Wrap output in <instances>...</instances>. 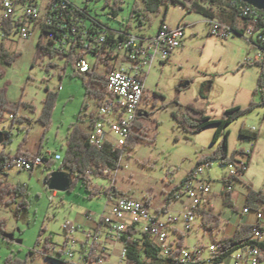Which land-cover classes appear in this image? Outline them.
<instances>
[{
	"label": "rangeland",
	"instance_id": "obj_1",
	"mask_svg": "<svg viewBox=\"0 0 264 264\" xmlns=\"http://www.w3.org/2000/svg\"><path fill=\"white\" fill-rule=\"evenodd\" d=\"M69 1L112 29L120 30L128 24L134 30L137 29L138 23L132 19L131 12L135 3H142L141 0H125L117 20L112 19L110 13L118 0ZM178 1L190 5L194 0ZM187 11L182 4L171 5L166 19L167 26L174 28L179 24L187 25L186 33L181 48L174 50L166 62H156L147 77V97L141 108L151 115L147 120H139L150 128L146 133L147 139L152 142L139 141L134 150L126 151L116 175L92 178V183L101 188L99 196L90 198L81 181L77 182L71 192L50 191L45 178L53 171L47 169V161L32 172L10 169L6 174H0L1 180L24 187L28 200V208L23 211L18 210L16 204L0 206V264H5L9 258L28 261V264H61L57 261L60 259L68 264H78L77 258L51 251L54 258L51 260L42 255L41 251L47 241L50 248L58 245V251L65 246L68 237L66 225L82 228L74 237L79 241L85 240L83 232L89 226L82 225H85L89 215H93L96 221L101 219L107 202L104 189L111 186L118 189L119 195L127 198L141 202L151 200V211L157 216L159 213L156 210L167 203L166 195L178 187L183 188L185 179L197 167L199 158L211 155L217 147L213 144L216 125L201 132H188L180 126L175 115L190 122L197 121L202 115L211 120H221L226 116V110L232 107L246 109L253 104L254 109L250 113L229 127L230 151L244 150L251 153L248 171L240 181L232 185L238 196L233 200L236 208L238 206L240 209L249 185L264 193V102L263 96L255 92L262 68L246 62L250 53H255L256 49L247 36L234 34L228 39H221L212 35L206 17ZM161 21V15L155 16L153 25L143 26L140 32L156 34ZM2 35L0 30V50L4 46L11 56L17 58L10 67L0 66L3 71L0 89L7 90L8 101L16 104L17 109L13 113L15 120L10 119L8 111L4 112L1 119L0 130L10 134V141L0 145V153L6 149V153L16 155L22 145L24 152L51 154L48 160L59 167L65 158L69 133L75 124L84 130L89 128L91 114H99V102L87 95L83 78L66 58L45 56L42 60H35L38 42L41 40L40 32L28 41L17 36L3 39ZM90 60L94 65L96 60ZM104 69L100 64L97 71L105 75ZM49 90L57 93L58 97L51 124L46 127L40 117ZM84 104L88 105V109H84ZM242 127L257 133L258 139L241 138L239 133ZM57 154L63 157L61 161L55 160ZM201 168L204 174L199 178L210 183L212 193L217 196L216 212L222 210L223 221L227 222L234 211L224 204L220 193H226L224 181L231 176L230 165L213 161L209 165H201ZM54 193L56 196L53 197ZM180 210L182 205L177 204L172 208L173 213H169L177 219L169 223L170 229L175 227L178 230V233L169 231V240L173 243L180 240L185 250L194 251L198 248L202 257L208 259L210 245L216 244L223 232L220 229H203L197 223L190 233L185 234L183 219L178 215ZM169 214L161 220L169 221ZM33 249L38 254H30ZM116 249L111 256H108L109 251L106 249L103 264H128L126 259L121 261L123 246L117 244ZM233 262L234 256H231L224 264Z\"/></svg>",
	"mask_w": 264,
	"mask_h": 264
},
{
	"label": "built area",
	"instance_id": "obj_2",
	"mask_svg": "<svg viewBox=\"0 0 264 264\" xmlns=\"http://www.w3.org/2000/svg\"><path fill=\"white\" fill-rule=\"evenodd\" d=\"M241 10V15L246 18L244 36L250 38L256 49L255 53H250L246 62L250 65L264 66V28L256 30L258 25H253V17L263 16L259 9L258 12L250 11L249 4L243 6ZM89 18L83 9L69 0H0V30L3 32V39L17 36L28 41L40 32L42 44L48 46L56 56L65 58L70 56L74 70L78 74L87 75L94 70L97 71L100 64L106 68L104 69L107 78L106 97L99 104V114L96 115L93 128L89 131V141L98 149L106 144L121 145V148H124L132 135L139 130L138 125H133V118L144 119L141 116L144 113L141 107L146 98V79L150 70L154 68L156 62H166L174 50L181 48L187 25L180 24L172 28L165 24L156 34L146 36L133 34L124 29H112L92 18H90L92 22L89 23L87 21ZM208 22L214 36L228 39L235 34L231 26L217 19ZM90 58L96 60L94 65ZM10 119H13L12 115ZM50 157L51 154H39L31 158L14 156L5 168L7 171L18 169L21 172H32L35 168L43 166ZM61 158L63 157L57 154L55 160L59 161ZM243 163L244 161L240 166ZM94 169L102 171L105 175H116L119 172ZM230 172L233 176L237 175V170L232 165ZM201 174L204 173L200 166L195 176L174 194L177 201L183 197L190 199V204L180 213L185 234L195 228L203 199L212 193L210 183L199 178ZM225 185L226 192H232V185L226 183ZM104 194L107 202L102 218L95 228L83 232L85 240L79 241L74 237L82 228L66 225L68 237L65 246H62L60 251L58 245L49 248L50 256L51 251L59 252L60 255L77 258L78 264H99L95 254L96 245H105L109 251L112 242H121L124 245L121 255L123 261L126 258V242H122V239L130 227H136L148 234L164 256L178 252L181 264H190L201 256L202 252L198 248L194 251L185 250L179 246L180 240L177 243L169 240L171 231L169 225L174 221L172 217L164 222L152 213L150 205L145 202L117 195L115 191ZM244 212L246 214L253 212L256 215L259 224L255 228V235L264 240V228L261 226L264 221V206L256 211L246 208ZM88 218L93 219V215H89ZM126 238L127 241L131 239ZM210 251L212 253L207 259L208 262H212L218 248L211 246ZM259 254L256 247L240 249L232 255L233 264H261Z\"/></svg>",
	"mask_w": 264,
	"mask_h": 264
},
{
	"label": "trees",
	"instance_id": "obj_3",
	"mask_svg": "<svg viewBox=\"0 0 264 264\" xmlns=\"http://www.w3.org/2000/svg\"><path fill=\"white\" fill-rule=\"evenodd\" d=\"M142 3L136 2L134 8L132 9L131 16L132 19L135 20L138 24L136 26V30L128 24L125 26V31H129L133 34L137 35H147L144 32H140L143 30V26H151L153 25V19L155 16L161 15V24L158 26V30L160 27L166 24V19L168 15V11L170 10L171 5L173 4H182L187 8V12L200 14L206 19L209 20H219L221 23H225L234 30L235 35L244 36V26L246 25L245 17L241 15L242 7L247 4L242 2L241 0H194L190 5H187L186 2H179L178 0H141ZM125 0H118L113 7L110 16L112 19H118L119 12L121 11L122 5ZM84 10V9H83ZM86 14L90 16V14L84 10ZM260 14L264 17V11L260 10ZM87 19V21L92 22L94 19ZM97 20V19H96ZM100 21V20H99ZM89 23H87L89 25ZM264 28V19L261 20L258 24L256 30ZM113 39V37H111ZM253 43V42H252ZM45 56L57 57L55 53L46 45H43L41 40L38 42V48L35 53V60H42ZM62 57V56H59ZM17 56H11L7 49L3 46L0 50V66H12L16 60ZM63 58V57H62ZM65 58V57H64ZM69 65H73V60L69 56L66 58ZM261 66V71L258 77V87L255 92L260 93L263 96L264 102V66ZM83 78V85L86 89V93L88 96L94 97L100 102L106 97V84L107 78L105 75L99 74L96 70L93 72L84 75L79 74V76ZM3 76V71L0 67V77ZM7 90L0 89V122L4 115V112H10V115L13 116V119H16V116L13 114L17 109L16 104H12L8 101L7 98ZM58 94L53 91H48V97L44 101L43 112L40 117V121L44 123L46 127H49L52 121V114L56 107ZM147 97V96H146ZM84 109H88V105L84 104ZM254 109V105L251 104L250 107L246 109H241L240 107H232L226 110V116H224L221 120H211L210 118L202 115L197 121L190 122L188 119L184 117H180L179 115H175V119L179 122L180 126L186 129L188 132H201L206 128L216 125L217 129L214 133L213 144L217 147L214 152L208 156H201L199 161L197 162V167H195L192 172L189 174V177L185 179L184 183L189 182L196 174L198 168L202 165H209L213 161L221 162V165H232L237 170L236 176H230L225 179L226 184L233 185L234 182L240 181V178L248 171V167L251 161V153L248 154L244 150L240 151H230L229 144V127L232 123L236 122L239 118L246 115L248 112L250 113ZM96 116L91 114V122L89 128L87 130L82 129V126L79 124H75L72 131L69 133L67 137L66 143V154L65 158H63L59 167L55 166V163L51 160L46 159V167L47 169H51V173H54L57 170H65L75 177L72 187L69 189V192L75 188L78 181H81L83 185L86 187L87 192L89 193V197L99 196L101 192V188L96 187L92 183V178H109V174H104L102 171H96V169L117 171L121 168V160L126 151L134 150L136 145H138L139 141L142 142H152L147 139V130L150 128L143 125L142 121L139 120L136 125H138V129L136 133H134L129 140L128 145L124 148H115L113 145L106 144L101 149L91 145L89 141V131L93 128L95 123ZM10 135V134H9ZM241 138H247L248 140H257L258 135L255 132L248 131V129L242 127L239 133ZM10 141V140H9ZM8 141V142H9ZM8 142L4 143L7 144ZM25 156L28 158L38 156L25 153L23 151V146L20 145V148L15 156ZM13 155L10 153H6V151H2L0 153V174H6L7 170L5 166L8 165L13 159ZM247 158L244 160V158ZM243 163L240 166V163ZM49 173L46 176V180L50 178ZM183 183V184H184ZM177 189H181L178 187ZM113 192L119 195L117 188L111 186L109 188L104 189V192ZM173 193V192H172ZM171 192L167 196V203L163 207L162 211H165L167 206L172 205L177 200L175 196ZM231 191L225 193L224 202L226 206L230 207L232 211H236V207L231 201L230 194ZM25 188L18 185H11L4 180L0 179V206H10L11 204H16L17 209L20 211L26 210L28 208V200L26 198ZM173 195V197H172ZM147 205H151V200H147L145 202ZM264 206V193L261 190H256L252 185L248 186V194L246 195V208L250 211H256ZM161 212V211H160ZM204 222L203 226L206 230H216L220 228L222 223L221 218L216 216L213 213H205L201 212ZM4 225V221H1ZM257 226H248V225H240L233 236H228L222 238L218 242V252L212 258V262L214 264H220L225 262V260L235 254L238 250L248 247H256L258 248L260 254V261L264 262V240H260L255 235V228ZM126 237H130L131 239L127 241ZM126 242V261L128 264H181L178 259V252L172 253L170 256H164L161 253L160 248H158L152 240H150L149 235L141 232L136 227H130L125 237H123L122 242ZM179 246L182 247L181 242H179ZM49 241L46 242L45 248L41 251V254L46 256L48 259L53 260L54 258L49 255ZM30 254H38L36 250H31ZM61 262V264H68L63 260H57ZM197 262H192L190 264H196ZM200 263V262H199ZM5 264H28V261H20L16 258H9Z\"/></svg>",
	"mask_w": 264,
	"mask_h": 264
},
{
	"label": "crops",
	"instance_id": "obj_4",
	"mask_svg": "<svg viewBox=\"0 0 264 264\" xmlns=\"http://www.w3.org/2000/svg\"><path fill=\"white\" fill-rule=\"evenodd\" d=\"M180 25V24H179ZM158 31V30H157ZM148 79V78H147ZM147 79H146V82H147ZM2 151H6V149H3ZM25 153H28V154H32V155H35L36 153H31V152H29V151H25ZM36 155H38V154H36ZM13 156H15V155H13ZM61 160H62V158H61ZM61 160H59V161H61ZM73 176V175H72ZM46 178H45V184H46V186H47V183H46ZM74 181V180H73ZM185 184V183H184ZM184 184H183V186H184ZM182 186V187H183ZM180 189H176V191H179ZM117 191H118V189H117ZM176 191H173V195L175 194V192ZM226 191V190H225ZM231 195H230V198H231V201L233 202V204L234 205H236L235 203H234V200H233V198L235 197V199L236 198H238V196L235 194V189L233 188L232 189V192L230 193ZM248 194V193H247ZM247 194H244L243 195V205H242V209L240 208V209H238L239 207L237 206V208H236V211H234V215L232 216V217H229L228 218V221L227 222H224L223 221V218H222V210H219V212H216V209L215 208H217V204H216V202H217V196H216V194H214V193H210L209 195H207V196H205L204 197V199H203V204H202V207H200L201 209H200V217H199V220H198V222L197 223H199V225H200V227L201 228H203V229H205V227L203 226V222H204V219H203V216H202V213L201 212H205V213H213V214H215L216 216H219L220 218H221V221H222V223H221V225H220V230H221V232H223V236L221 237V238H219V241L222 239V238H225V237H228V236H233L234 235V233L236 232V230H237V228L240 226V225H243V224H245V225H248V226H255V225H257V224H259V221H258V219H257V217H256V215L253 213V212H250L249 214H246L245 212H244V209H246V195ZM54 196H56V193H54L53 194ZM173 195H172V197H173ZM220 195H221V197H222V200H224V195H225V193H224V191L222 192V193H220ZM167 196H168V194L166 195V202H167ZM177 204H181L182 205V210H180L178 213V215H180V213L183 211V209H184V207H187L189 204H190V199H188V198H186V197H183L180 201H176L175 203H173L172 205H169V206H167V208H166V210L165 211H162V209H163V207L161 208V209H158V210H156V212H158L159 214L157 215V217L161 220L162 219V217L164 216V215H167L168 216V214L169 213H173L172 212V208H173V206L174 205H177ZM224 204H225V202H224ZM226 205V204H225ZM151 206L152 205H150V208H151ZM236 207V206H235ZM104 210V209H103ZM161 211V212H160ZM103 215V214H102ZM170 215V214H169ZM102 218V217H101ZM169 218H171V215H170V217ZM172 218H173V220L174 221H172L171 222V224L172 223H174V222H176L177 221V219L175 218V217H173L172 216ZM96 218L95 217H93V219H91V220H86L87 222H85V225H82V226H89V228L87 229V230H84V232L85 231H90V230H92L93 228H95L96 227V225H97V223L99 222V221H96L95 220ZM100 220V219H99ZM196 223V224H197ZM223 223H224V225H223ZM261 226L264 228V221L262 222V224H261ZM171 231H174L175 233H178V230L175 228V227H171V229H170ZM218 241V242H219ZM218 242L216 243V244H211L210 245V247L211 246H214V247H217L218 248ZM117 244H121L122 246H123V250H124V245L121 243V242H118V243H116V242H112L111 243V250H112V252H110L111 250H109V254H108V256H111L110 254L111 253H113V252H115V251H117V249H116V247H117ZM123 250H122V252H123ZM122 252L120 253L121 255H122ZM211 252V251H210ZM212 253V252H211ZM211 253H210V255H211ZM121 255H120V257H121ZM209 255V256H210ZM207 260V257L206 258H203L202 257V254H201V256L200 257H197L196 258V260L194 261V262H197L198 264H204V263H206V262H208V261H206ZM107 262V261H106ZM200 262V263H199ZM208 263H211V264H214L213 262H208ZM264 263V262H263ZM263 263H261V264H263Z\"/></svg>",
	"mask_w": 264,
	"mask_h": 264
},
{
	"label": "water",
	"instance_id": "obj_5",
	"mask_svg": "<svg viewBox=\"0 0 264 264\" xmlns=\"http://www.w3.org/2000/svg\"><path fill=\"white\" fill-rule=\"evenodd\" d=\"M242 2L252 5L253 7L264 11V0H241ZM104 11V10H103ZM145 118V116L142 114ZM10 140V135L7 132L0 130V145L8 142ZM47 188L50 191H59V192H69V189L72 187L73 176L66 172L65 170H57L54 173L50 174V178L46 181Z\"/></svg>",
	"mask_w": 264,
	"mask_h": 264
},
{
	"label": "bare ground",
	"instance_id": "obj_6",
	"mask_svg": "<svg viewBox=\"0 0 264 264\" xmlns=\"http://www.w3.org/2000/svg\"><path fill=\"white\" fill-rule=\"evenodd\" d=\"M250 11L252 12H258V9L250 5ZM264 17H253V25H258L261 20H263ZM139 121V118H133V125H136V123ZM115 148H121V145H113ZM231 176H233V173H230ZM95 254L97 255V259H99V264H103L105 258H106V248L104 245H96Z\"/></svg>",
	"mask_w": 264,
	"mask_h": 264
},
{
	"label": "flooded vegetation",
	"instance_id": "obj_7",
	"mask_svg": "<svg viewBox=\"0 0 264 264\" xmlns=\"http://www.w3.org/2000/svg\"><path fill=\"white\" fill-rule=\"evenodd\" d=\"M146 85H147V82H146ZM158 95H159V94H157V96H158ZM146 96H147V95H146ZM143 115L145 116L144 120H147L151 114H150V112H146V111H144Z\"/></svg>",
	"mask_w": 264,
	"mask_h": 264
}]
</instances>
